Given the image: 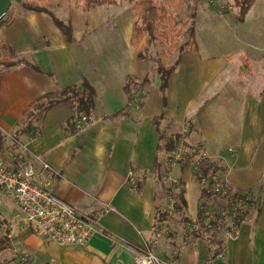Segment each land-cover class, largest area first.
Returning a JSON list of instances; mask_svg holds the SVG:
<instances>
[{"label":"crops","instance_id":"obj_1","mask_svg":"<svg viewBox=\"0 0 264 264\" xmlns=\"http://www.w3.org/2000/svg\"><path fill=\"white\" fill-rule=\"evenodd\" d=\"M129 10L124 19L116 11L120 13L111 26L116 31L112 39L120 47L107 44L101 55L111 65L123 66L115 81L111 71H88L90 59L80 50L90 41L85 36L99 28L88 23L97 21L104 11L93 10L88 22L85 17L90 11L69 10L70 40L43 12H13L12 22L0 27L1 55L23 59L0 72V154L37 169L41 161L47 162L54 171L53 192L80 211L98 215L100 221V231L85 245L55 244L25 224L13 203L0 193V236H4L0 264H131V257L155 240V208L157 204L166 206L168 201L162 199L166 200L169 188L182 193L185 205L168 219L170 232L158 243L156 250L163 264H264L262 89L249 88V80L241 77L244 69L232 70L231 60L216 63L211 57L204 59L197 45L195 53L184 51L174 64L163 94L158 66L150 78L154 61L142 56L147 43L138 51L146 38L132 43L134 15L131 7ZM83 80L95 90L90 121L73 131L69 127L73 110L60 103L47 111L36 137L22 135L14 144L12 133L32 101ZM136 84H144L146 89L138 106L132 97ZM221 91L225 98L229 95V107L225 101L219 104L224 98ZM158 129L167 136L181 134L184 140L182 159L160 180L154 171ZM202 151L228 186L262 199L259 214L246 215L235 239L222 233L226 219L208 232L185 239L186 223L199 219L207 199L205 184L188 171ZM131 170L141 174L135 189L127 182ZM214 198L210 201L215 205L226 206L225 198ZM221 250L223 257L218 259Z\"/></svg>","mask_w":264,"mask_h":264},{"label":"trees","instance_id":"obj_2","mask_svg":"<svg viewBox=\"0 0 264 264\" xmlns=\"http://www.w3.org/2000/svg\"><path fill=\"white\" fill-rule=\"evenodd\" d=\"M49 1L50 0H20L18 3L21 4L24 11L43 12L48 14L52 20L63 30L66 38L70 40V27L54 18L52 12L46 6ZM119 1L129 3L133 11L134 23L132 28V43L136 45L140 43L141 40L146 38L147 47L145 48L144 53L148 52V48L150 46L159 48L162 57L166 54L170 55L174 50L178 52L179 58L187 48L189 52L195 53L197 51V42L195 41V34L192 27H188V39L184 45L180 44L178 40L180 28L178 26L179 21L177 18V13L183 0H82L81 6L83 10H88L98 4L116 5L119 3ZM254 2L255 0H232L233 6L237 8L239 11V16L242 19L249 12ZM8 14L9 12H7L1 18L0 27L4 24H10L12 22L13 17L11 15L8 17ZM167 48L171 52L165 51ZM14 60L16 59L13 55L3 57L0 53V72L12 67L16 63ZM173 68L174 65L168 66V64L165 63H162V65L157 68L159 74V88L163 94L167 89L168 80ZM140 88H145L144 84H136L134 86L135 90ZM94 99L95 90L93 86L90 85L86 80H83L79 84L66 86L56 92L41 95L32 101L23 111L19 121L17 122L16 129L14 133H12L14 144H16L17 140L22 135H26L28 138L36 137L38 135L37 128L40 127V123L47 111L60 103L68 104L73 110L72 116L69 119V127L73 131L78 130L84 122L82 120L91 117ZM158 132L161 143L159 142L157 149L154 171L157 179L160 180L162 178H167L173 163L182 159L184 140L181 134L167 136L159 129ZM179 145L183 146L182 152L180 157L174 161L173 152ZM199 148L200 147L198 146L197 149ZM193 165H196V169L194 171L196 180L205 184L204 193L207 198L202 202L199 219L196 220L199 222L202 219V211L205 203L211 199H215L213 196V185L215 180L222 179L224 176H222V173H218L217 169L214 167V163L207 160L206 156H203L202 153H200V156L198 154ZM226 186L236 194L247 195L248 199L246 208L234 219L230 217L228 218V214L225 212L220 213L217 216L213 227H215L218 221L222 222L226 219L222 229V233L224 234L225 227L228 222H233L235 226L239 227L246 215L248 216L249 214L253 213L255 216L258 215L262 200L256 198L250 191L234 189L228 186L227 183ZM167 190L166 200L168 201V199H173L176 210H183L185 201L182 193H174L173 189L171 188ZM223 198L227 200L226 206L223 208L217 204L216 205L222 210H225L229 204V201L227 197ZM167 214L166 206L162 208L160 204H157L154 215V228L156 231L160 229L162 221L170 218L167 216ZM200 233L201 232H192L191 237L199 235ZM218 253L220 252L218 251Z\"/></svg>","mask_w":264,"mask_h":264},{"label":"rangeland","instance_id":"obj_3","mask_svg":"<svg viewBox=\"0 0 264 264\" xmlns=\"http://www.w3.org/2000/svg\"><path fill=\"white\" fill-rule=\"evenodd\" d=\"M81 2L82 0H50L46 6L52 12L56 20L67 25V12L69 10L72 9L74 11H86L82 9ZM129 9V3L119 1V3L116 5L98 4L94 7H91L90 10H87L90 11L89 13H86V16L89 17H85L88 22L90 21L89 18L91 17L92 13L94 14L93 10L100 12L104 11V14L102 13L101 15H98L101 17L97 18V21L95 20V22L91 23V25L88 23L89 27H96L98 25L99 28L90 34H87L85 38L89 39L90 41L84 43L83 50L80 47V50L83 51L82 53L90 59L88 71H93L92 74H96L98 72L101 73L102 70L111 71L115 81L119 77V73H122V65H118L117 62L111 65V60L105 58L102 59L101 55L106 50L107 44L110 45V47H114L116 45L112 39L113 36H116V31H114V29L111 27L115 22L114 16H117L118 13H120L116 11H121L123 13L122 15L124 19V12L128 11ZM19 11H23L21 4L13 2L8 10V12H10L8 17L13 14V12ZM130 14H132V12H130ZM177 16L179 21L178 26L180 28V34L178 35L180 44H185L188 39L187 35L189 34L188 27H192L200 56H202L204 59H208L209 57L216 59V63H219V60L226 61L227 59L228 62L231 60L232 62H229L228 64L231 63L229 67L231 66L232 70H236V72H238V70L244 69V75L242 74L241 77H246L247 80H249V88L252 90L262 89L261 93L263 92L264 94V0H255L253 6L243 19L240 18L237 8L233 6L232 0H183L180 8L178 9ZM91 21L93 20L91 19ZM98 22H100V24H98ZM103 22L106 23V25H103ZM104 26H107L108 28L103 29L102 27ZM105 39H108V43L107 40L105 42ZM145 44L146 40L144 39L141 46H138L139 52L143 50ZM119 47L120 46L118 45V48ZM185 50H188V48ZM165 51L171 52L168 50V48ZM107 52L113 53L110 48L107 49ZM106 56L111 58L112 54H107ZM142 56L149 58L151 62L154 61V63H150L152 65L151 71L149 72L150 78L155 75V65L159 67L162 65V62H165V64L170 66L174 65L179 60L177 51L174 50L170 55L166 54L162 57L159 48L155 46H150L148 48V53L143 52ZM22 60L23 59L18 58L14 61L20 62ZM100 61L101 63L103 62V66L99 64ZM128 68L131 67L127 66V69ZM226 75V78H229V73ZM216 81H218V78ZM239 81L243 82L242 80ZM260 82L261 84L259 85ZM227 84L229 85V80H227ZM138 90L143 92L142 97H144L146 94V89L140 88ZM227 92H229V90ZM224 93L225 91L220 92L221 95ZM204 95L205 94H203V96ZM223 96L224 98L219 99V104L222 101L221 104L224 105L223 102L225 101V107H229V95L226 98L225 94ZM202 100L203 97L201 101ZM141 103L142 102H140L138 105ZM160 119H163V117H160ZM164 120L165 119H163V122ZM190 167L191 168L188 171L194 172V165ZM177 169L179 170L180 168L177 167ZM166 201L167 200H165L163 197L162 202L166 203ZM1 237L4 236H0V239ZM162 237L163 235L160 237L155 235L157 245L158 243L160 245V240ZM159 245L155 246L154 248V252L158 255V257L159 254L157 253L156 249L159 247ZM2 246L3 243L2 240H0L1 249Z\"/></svg>","mask_w":264,"mask_h":264},{"label":"built area","instance_id":"obj_4","mask_svg":"<svg viewBox=\"0 0 264 264\" xmlns=\"http://www.w3.org/2000/svg\"><path fill=\"white\" fill-rule=\"evenodd\" d=\"M142 93L141 90H137L132 94L136 106L142 102ZM90 120L91 118L82 121L85 124ZM181 147L179 145L173 152L174 161L180 157ZM202 155H205L204 151ZM194 168L196 169V165ZM53 172L47 162L41 161L37 169L27 162H12L0 154V193L13 203L24 223L31 225L42 238L59 245H85L91 236L100 231L98 215L84 213L59 198L53 192ZM140 178L139 172L131 170L127 182L135 189ZM170 181L176 183V179ZM213 192L214 197H227L229 201L227 208L222 210L212 201L206 202L203 206L202 219L199 222L186 223L184 229L186 240L191 238L192 232L204 233L211 230L220 213L225 212L228 218L234 219L247 206L248 196L230 190L223 178L215 180ZM166 209L168 217L178 213L173 199H168ZM168 219L161 222L160 229L156 232L157 237L168 234ZM225 235L235 239L239 235V227L233 222H228ZM155 246H157L156 239L150 245L139 249L131 257V264H163L154 252ZM222 257V251L216 255L218 259Z\"/></svg>","mask_w":264,"mask_h":264},{"label":"water","instance_id":"obj_5","mask_svg":"<svg viewBox=\"0 0 264 264\" xmlns=\"http://www.w3.org/2000/svg\"><path fill=\"white\" fill-rule=\"evenodd\" d=\"M20 0H0V20L8 12L13 2L18 3Z\"/></svg>","mask_w":264,"mask_h":264}]
</instances>
